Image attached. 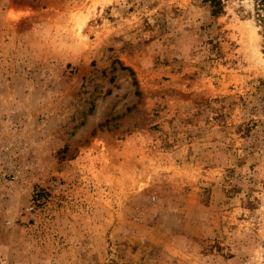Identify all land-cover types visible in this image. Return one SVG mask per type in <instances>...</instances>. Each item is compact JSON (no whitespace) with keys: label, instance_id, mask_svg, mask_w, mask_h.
I'll use <instances>...</instances> for the list:
<instances>
[{"label":"rangeland","instance_id":"374dc122","mask_svg":"<svg viewBox=\"0 0 264 264\" xmlns=\"http://www.w3.org/2000/svg\"><path fill=\"white\" fill-rule=\"evenodd\" d=\"M0 0V264H264L255 0Z\"/></svg>","mask_w":264,"mask_h":264},{"label":"trees","instance_id":"16d2710c","mask_svg":"<svg viewBox=\"0 0 264 264\" xmlns=\"http://www.w3.org/2000/svg\"><path fill=\"white\" fill-rule=\"evenodd\" d=\"M211 10L212 14H219L222 11V0H205ZM256 1V5L258 6V9H263L264 10V0H255ZM262 37H263V42H264V26H263V30H262ZM264 47V45H263Z\"/></svg>","mask_w":264,"mask_h":264}]
</instances>
